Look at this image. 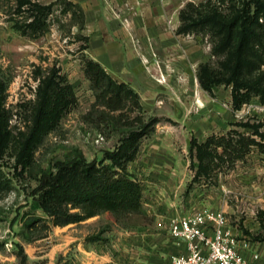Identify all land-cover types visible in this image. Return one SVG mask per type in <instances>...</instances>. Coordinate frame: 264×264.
Masks as SVG:
<instances>
[{
    "label": "rangeland",
    "instance_id": "obj_1",
    "mask_svg": "<svg viewBox=\"0 0 264 264\" xmlns=\"http://www.w3.org/2000/svg\"><path fill=\"white\" fill-rule=\"evenodd\" d=\"M66 1L0 0V75L7 85L3 107L10 131L8 145L0 148V264H106L98 261V255L105 252L111 254L113 264H135L142 252L139 242L168 235L163 232H169L172 218L162 219V211L193 212L202 205L224 208L229 220L248 230L252 240L264 241V219L259 216L264 211V152L260 146L253 144L245 157L232 162L217 161L210 175L196 176L193 136L204 142L211 136L231 140L244 134L264 144L254 133L257 128L264 133V103L259 96L236 109L232 85L221 83L212 91L201 86L200 64L209 62L217 68L223 57L213 52L211 31L178 32L181 10L192 11L190 3L207 0H172L179 7L180 23L175 31L193 38L201 49L192 57L182 52L189 60L174 68L152 52L154 59L147 56L146 70L159 84L170 87L156 90L150 100L139 94L143 108L129 102L117 110L99 100L98 90L86 75L88 35L78 8ZM33 4L53 5L46 28L44 24L33 31L28 26L34 19ZM232 5L240 6L241 0H227L223 11ZM49 80L53 83L48 95L54 101L59 97L51 91L59 86L70 84L74 92V101L59 117L53 116L51 106L45 114ZM138 116H143L144 123L151 121L146 130L136 120ZM132 131L142 132L136 141L129 138ZM133 141L136 156L128 168L144 187L150 181L140 212L118 221L111 213H103L55 225L35 207L33 192L39 177L56 160L71 157L76 150L88 159H102L106 150ZM161 174L166 177L164 186L155 181ZM146 226L151 231L143 236Z\"/></svg>",
    "mask_w": 264,
    "mask_h": 264
},
{
    "label": "trees",
    "instance_id": "obj_2",
    "mask_svg": "<svg viewBox=\"0 0 264 264\" xmlns=\"http://www.w3.org/2000/svg\"><path fill=\"white\" fill-rule=\"evenodd\" d=\"M66 2L69 6L78 8L80 22L84 25L83 7L70 0ZM226 2L227 0H207L198 5L190 3L192 11L186 8L181 10L182 24L178 32L189 33L204 28L211 31L215 37L213 52L223 57L217 68L209 62L200 64L198 76L201 86L212 91L221 83L232 85L233 105L240 109L254 96H259L264 103V0H241L240 6L232 5L231 10L224 12L222 7ZM33 5L34 19L28 26L33 31L44 27V24L46 28L53 5ZM85 38L88 40V37ZM85 72L98 90L97 97L109 109H122L129 102L143 108L139 93L128 83L114 78L99 61L86 57ZM52 83V80L47 82L45 114L51 106L53 116L57 114L59 117L65 107L74 101V92L70 84L59 86L57 90L51 91L52 95L59 97V100L54 101L48 95V88ZM6 86L0 75L1 149L8 145L10 132L9 116L3 107ZM136 120L143 124L145 130L151 122L144 123L143 116H138ZM244 125L254 127L249 123ZM254 133L264 139V133L259 132L258 128ZM141 134L142 132L132 131L129 138L136 141ZM253 144L260 146L264 152L262 142L245 137L244 134L231 140L224 136H211L204 142L193 136L191 152L194 151L198 159L196 176L210 175L211 169L218 165L219 160L232 162L245 157ZM134 145V141L124 142L118 149L106 150L102 159H88L83 151L76 150L71 157L56 160L39 177V184L33 192L35 207L41 208L55 225L77 223L103 213H111L118 221L140 212L144 197L143 185L128 168L130 161L136 156ZM27 147L26 143L20 153L22 157L26 155ZM219 147H222V151ZM259 216L264 219V211L259 212Z\"/></svg>",
    "mask_w": 264,
    "mask_h": 264
},
{
    "label": "crops",
    "instance_id": "obj_3",
    "mask_svg": "<svg viewBox=\"0 0 264 264\" xmlns=\"http://www.w3.org/2000/svg\"><path fill=\"white\" fill-rule=\"evenodd\" d=\"M70 1L81 4L84 9V31L89 37L88 55L99 61L114 78L133 87L143 100L144 98L152 99L158 89L170 87V85L159 84L152 78L144 66L146 64L144 57L151 56L150 60H153V53H158L160 60L170 62L169 64L174 68L176 64L183 65L188 62L189 58L181 56L182 52L189 53L192 57L193 53L201 49L199 44L194 43L193 38L175 31L180 23L179 7L172 0ZM184 66L187 67V65ZM166 70L167 68L163 71ZM155 181L157 185H166V177L163 174ZM149 183L147 179L146 187L150 185ZM142 185L145 192L147 188L144 187L143 182ZM163 213L162 211L160 214L162 219L169 220L175 216L190 214L192 211ZM227 218L230 229L239 238V250L248 258L258 253L260 257L257 264H264V241L252 240L247 234L248 230L239 224H234L229 220L228 215ZM245 225L248 227L247 224ZM149 231H151L149 226L143 227V236L148 235ZM166 232L163 233L168 235H160L156 240L144 239L139 242L142 252L134 263L172 264L173 257L183 247L177 245L172 238L170 227L169 232ZM93 257L96 256L93 255ZM98 257H100L98 261L113 264L110 253L105 252Z\"/></svg>",
    "mask_w": 264,
    "mask_h": 264
},
{
    "label": "built area",
    "instance_id": "obj_4",
    "mask_svg": "<svg viewBox=\"0 0 264 264\" xmlns=\"http://www.w3.org/2000/svg\"><path fill=\"white\" fill-rule=\"evenodd\" d=\"M170 234L183 247L172 264H257L260 257L255 253L248 258L239 250V238L230 229L222 209L202 207L175 216L170 222Z\"/></svg>",
    "mask_w": 264,
    "mask_h": 264
},
{
    "label": "bare ground",
    "instance_id": "obj_5",
    "mask_svg": "<svg viewBox=\"0 0 264 264\" xmlns=\"http://www.w3.org/2000/svg\"><path fill=\"white\" fill-rule=\"evenodd\" d=\"M142 47V46H141Z\"/></svg>",
    "mask_w": 264,
    "mask_h": 264
}]
</instances>
